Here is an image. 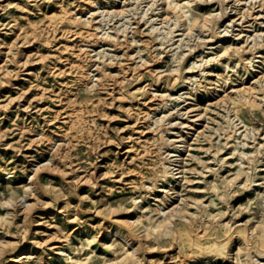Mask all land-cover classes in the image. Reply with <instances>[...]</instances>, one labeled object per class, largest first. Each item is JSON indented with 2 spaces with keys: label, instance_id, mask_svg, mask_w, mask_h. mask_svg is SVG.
Masks as SVG:
<instances>
[{
  "label": "bare ground",
  "instance_id": "1",
  "mask_svg": "<svg viewBox=\"0 0 264 264\" xmlns=\"http://www.w3.org/2000/svg\"><path fill=\"white\" fill-rule=\"evenodd\" d=\"M75 1L67 3L62 0H33L34 3H31V0H8L7 6L16 5L20 11V14L8 23L11 32H14L11 41L2 36L6 23L0 20V90L7 88L5 98L0 99V109L4 110V117L11 112L17 116L7 123L6 127L0 126V138L16 132L17 139H7L5 144L13 149L12 157L21 156L24 162L22 165L13 161V167L2 166L0 163V209H3L0 211V264H141L145 260L148 264H157L154 259H149L147 253L151 247L146 238L153 233L160 234V228H173L174 237L171 240L176 241L180 247L177 259L167 264H213L218 258L226 262L230 257L234 258L233 256H236V261L241 264H264V221L252 227L246 225L248 220L225 221L222 216L226 211H208L209 202L203 201L201 195L199 200H194L188 193H183L188 179L186 173L194 169L188 166L184 154L188 152L193 158L201 159L200 155L190 154L189 150L195 148L191 145L194 140L197 142L201 136L206 135L207 124L202 128L198 125L203 124L201 120H205L209 108L225 106L229 112H233L234 117L239 120V127L245 131L248 124L240 116L241 107L247 104L259 105L252 98L259 93L258 87L264 83V52L259 49L258 55L246 60L244 53L249 52L251 47L245 43L239 45L245 37L244 31L250 30L245 28L244 22L250 21L251 18L255 21L257 15L252 17L254 13L248 11L239 17H231L225 11L224 0H216L221 7L219 16L212 18L214 13L203 11L202 25L208 26L212 31L209 38H201L203 51L208 48V43L219 40L220 49L215 51V55L202 61L213 60L225 68L232 64L241 66L245 72L240 82L233 86L227 72H217L214 65L203 71V62L192 61L191 64L199 67L198 70L206 75L209 83L197 82L201 84L200 98L192 91H187L188 94H185V91L174 94L179 82L193 79L184 74L181 63L171 70L174 73L172 81L170 86L165 87L169 92L151 90L154 89L153 85H158L165 72L157 67L162 62L164 53L177 49L172 55L181 52L180 61H184L192 50L191 47H183L182 37L175 38L178 34L187 36L191 33V18L188 17L187 23L186 20L182 22L186 8L196 4L198 9L203 10L212 0H170L174 9L180 13L175 14V25L167 31L160 30V26L155 24L151 16L142 15L141 19H145L149 25V34L147 33L145 38L138 35L142 31L138 26L141 19L137 20L138 24L131 30V34L125 29H122V32L116 29L114 33L105 29L108 16H125L132 13L131 0ZM47 6L50 9L44 11L41 29L48 31L60 28L59 38L64 37L65 40L53 43L52 49H47L46 53L37 48L32 53L35 57L31 62L34 63L29 64L26 47L15 51L14 48L20 42L24 45L26 41L33 42L41 38V34L35 28L26 27L19 19L27 16L29 11L36 7ZM164 13L166 15L163 16L162 22H165V18H172L168 7ZM225 16H228L226 27L216 30L220 19ZM179 25L180 32L175 33V27ZM235 25L240 26V31L229 45H223V41L233 35ZM58 35L57 33L42 40L46 43L53 42ZM256 35L253 39L257 43ZM100 43L110 45V51L97 50L96 47ZM182 48L190 50L186 52ZM232 55L237 57L231 61L226 59ZM54 60H62L66 66L58 73H74V78L70 81V87L67 86L69 81L63 80L60 82L62 86H59L55 93H49L42 87L33 69L37 64L48 67ZM114 63L115 72L107 70V66ZM10 64H14L17 69L10 68ZM21 66H25V74L20 78ZM53 67L47 72L55 73ZM253 72L256 73L251 76L252 81L246 83L247 74ZM143 74L148 75L149 82L144 86L128 88L129 80H139ZM20 80H26L27 84L17 85ZM93 90L109 94L111 101L119 98V107L128 113V123L124 125L127 134L120 136L118 143L112 144L116 154L120 152V148H124L123 153L127 158L123 159L122 163L107 168L112 158L108 153L112 148L110 147L103 152L106 161L101 164L96 162L85 174L78 171L75 179H72L66 176L67 172L79 169L80 166L73 163L71 151L82 140L92 135L96 124L91 113L93 108L91 109L89 104L93 107L102 100L101 97L96 98V102L90 97L84 100L79 94ZM129 96H139L143 99L142 106L134 107L132 103L127 106L125 99ZM46 97L58 98L55 100L61 103L53 111V118L62 117V124L56 130H40L34 123L27 124L26 121L29 116L35 118L30 111L43 114L47 110L48 106L34 104L37 98L42 100ZM174 99L185 101L186 105L180 106L177 103L168 107L169 101ZM202 102H205V105ZM163 110L165 112L159 115ZM44 121L47 125L52 123L51 118H44ZM173 128L178 129L173 131ZM28 133L31 135L28 136ZM193 135L194 140L190 141ZM244 135L248 133L245 132ZM102 140L97 142V147L109 142L106 136L102 137ZM178 142L180 144H177ZM257 143L259 145L255 151L259 153L263 143ZM122 144L125 145L122 147ZM247 144L245 140L239 145L227 137L223 146L210 145L204 148V151H214L217 163L231 167L232 161L229 158L234 157L237 152L239 160H242L240 166L247 167L244 170L247 182H243L245 192L256 190L257 200L264 202V189L260 188L264 187V176L255 178L248 174L250 169L258 168V158L252 156L253 150L241 149ZM171 147L175 148L176 152L168 151ZM226 147H229V153L224 151ZM116 148L119 150H115ZM33 151H38L39 157L33 154ZM220 151L226 154L216 157V153ZM1 155L2 152L0 157ZM40 156H45V159L40 160ZM245 160L249 164L242 165ZM19 164L27 177L26 183L19 185L22 186L21 193H17L11 182L20 178L18 174L12 173ZM102 166H105V170L101 174L108 176L113 182L112 185L99 179L98 170ZM205 166L206 170L214 175L209 185L212 190L223 188L229 209L237 197H231L228 190L234 184L233 181L240 177L243 168H237L234 175L230 172L224 176L219 172V168L209 164ZM259 170H264V164ZM54 174L61 176V183L48 188L47 179ZM115 182H120L122 189H128V192L132 193L129 196L130 205L119 207L111 203L106 196V192H113ZM83 184L90 189H101L100 197L96 199V196H92L91 199L100 202L102 207L90 209L82 205ZM209 185L206 187L209 188ZM1 189L5 192L2 193ZM74 194H78L77 202L71 199ZM160 194L163 195L158 197ZM46 197H50V201H42ZM147 198H156L163 205L161 207L159 203L155 208L156 212L163 213L161 218H155L150 213L146 206ZM201 207L205 209L200 210ZM87 208L90 212L84 213ZM59 214L63 216L59 218ZM237 237L241 238L242 246L238 249H242L243 253L237 251L232 255L231 250ZM96 242L105 249L103 253H96L92 248ZM108 253L111 254L108 256ZM169 256L172 257V254ZM205 260L207 262H204Z\"/></svg>",
  "mask_w": 264,
  "mask_h": 264
},
{
  "label": "rangeland",
  "instance_id": "2",
  "mask_svg": "<svg viewBox=\"0 0 264 264\" xmlns=\"http://www.w3.org/2000/svg\"><path fill=\"white\" fill-rule=\"evenodd\" d=\"M8 0H3L0 1L2 6H0V20L5 24L3 28V33L2 36L6 38L8 41H11L14 35V32L10 29V24H8L14 16H17L20 14L19 8L16 7V5L13 6H7ZM63 2L71 3L73 0H62ZM81 2V0H76L75 2ZM31 3H34L33 0H31ZM195 3V2H194ZM224 7L225 11L228 15L237 16L239 17L241 14L244 12H252L254 13L252 17L256 16L258 17L255 21L254 19H250V21L244 22V26L247 29L250 30H245L244 34L245 37L244 39L239 42L240 44L245 43V45H249L250 50L249 52H245L244 56L246 57V60H250L254 55H258L259 49L264 52V0H224ZM51 4V3H50ZM131 6L133 7L132 13H129L128 15L125 16H108L106 18V23H105V29L110 31L111 33L115 31L116 29L121 30L125 29L126 31H130L129 34L133 33V31L137 26V20L142 18V15L146 14V16H151L154 18L155 24L160 26V30L162 31H167L170 27L175 25V14L180 13L179 11L177 12L174 7L172 2L170 0H131ZM170 11V15L172 18L167 19L165 18V22H162L163 16L166 15L164 11L167 9ZM50 9L49 6L43 7V8H35L34 10H30L27 16H22L20 17V21L24 22L26 27L28 28H35L36 30L40 31L41 38L35 39L33 42L26 41L24 45L19 43V45H16L14 48L15 50H19L21 48H25V51H28L29 57L28 61H30L29 64L34 63L31 62V59L35 57L32 53L38 48L40 51H44L45 53L47 52V49H52V45L55 42H59V40L64 41L65 38L60 36V28H54L50 30H42L41 27L43 26L42 19L44 15V11ZM187 12L184 13L182 22L186 23L189 22L187 19L188 17L191 18L190 22L192 23V29L191 33L186 35H181L178 34L176 35L175 38L177 37H182L183 40V47H191L192 50L190 54L186 56V59L184 61H180V53L178 52L174 55L175 50L171 49L168 51V53L163 54V60L160 62V64L157 66L158 69H163L165 72L161 76V80L159 81L158 85H153V88L151 91L152 92H160L163 90H166L165 87L166 85L170 86V82L172 81V76L173 72L171 71L174 66H176L178 63H181V66L183 67L184 74L187 76H190L193 79L188 80L187 82L181 81L179 84L176 86V89L174 90V94L177 95L180 92L185 91V94H188L187 91L196 93L195 96L201 98V93L200 92V87L201 84H209L206 79V75L201 73L199 71V67H196L195 64H191L192 61H196L197 63L203 62V65L201 68H203V71L209 70V68L214 65V68L217 72H224L228 73V77L230 80V84L233 86H236L240 80L241 77H243L245 70L241 66H233V64L229 68H225L223 65H221L219 62L211 60L210 62H205L202 61L203 59H207L210 56L215 55V51H218L220 49L219 41H215L212 43H208V48L204 50V47L201 45V38H209L212 34V31L209 29L208 26H203V18H204V12L203 11H208L212 12L215 15L212 16V18L219 16L221 12V7L216 0H212L209 2V4L206 5L205 9L200 10L196 7V4L194 6H189L186 8ZM187 17V18H186ZM227 17H222L219 21L218 27L216 30H222L226 27V22H227ZM185 18V19H184ZM253 23L252 25H250ZM249 24V25H246ZM140 31L138 35L142 37H147L149 32L148 31V24L145 19H141V22L138 24ZM181 25L175 27L176 32H180ZM228 27V26H227ZM230 27V26H229ZM233 35L231 37L226 38L223 41V45H229L233 41V37L240 31V26L235 25L234 26ZM42 31V32H41ZM211 31V32H210ZM59 34L58 35V40L54 38V41L52 42H44L42 39L52 37L54 34ZM114 33V32H113ZM146 33V34H145ZM148 33V34H147ZM257 34L256 41L253 39L254 35ZM53 39V38H52ZM51 39V40H52ZM72 39V38H69ZM245 39H248V41H244ZM56 40V41H55ZM110 45L108 44H103L100 43L96 48L97 50L100 51H110ZM32 49V50H31ZM184 49V48H182ZM31 50V51H29ZM180 50V49H179ZM190 49H184V51L189 52ZM137 51V48L133 50L135 53ZM113 52V50H111ZM147 54L144 55L146 57ZM155 57V54L153 55ZM237 55H232L231 58L227 60H232L236 58ZM255 57V56H254ZM62 60H54L53 63H50V66H44L42 67L40 64H37L34 67V71L38 75V80H40V84L42 87L46 88V91L49 93H55L54 91L58 90L59 86H62L61 83L63 80H68L69 83L67 84L68 87H70V81L71 79L74 78V73L66 74V73H58L61 71L62 68L66 67L63 65ZM55 66L53 67V65ZM115 66L116 64H110L107 66V70H112V72H115ZM192 66V67H189ZM55 70V73L50 74L47 72L48 70L52 69ZM10 68H15L14 64H10ZM17 68H15L16 70ZM139 69V68H138ZM263 69V68H262ZM137 70V69H136ZM186 71V72H185ZM188 71V72H187ZM20 73L21 77L24 76L25 74V66L20 67ZM256 73H248L247 77L245 78L246 83H250L252 81L251 76ZM261 74V73H260ZM258 74V75H260ZM196 81V82H195ZM61 82V83H60ZM147 82H149L148 75L143 74L142 78L139 80L131 79L128 81V88H136L140 86H144ZM197 82H200L201 84H197ZM27 81L26 80H20L17 85H26ZM75 85L76 84H72ZM160 87V88H158ZM261 87V88H260ZM65 88V87H64ZM7 88H4L0 90V99L5 98V93ZM39 90V88L37 89ZM16 91V90H14ZM169 92V90H166ZM259 93H257L255 96H253L252 99L255 100V102L259 105H243L240 109V116L242 119L245 120V122L248 124V128L246 130L248 131H242V127H239V120H237L234 117L233 112H229L225 106H211L207 112L205 120H201L203 124H199L200 128L204 126V124H207L205 134L204 136H201V138L195 142L194 140V135L191 136L192 138L190 141L194 140L191 145L194 146L195 148H192L189 150L190 154H197L201 156V159L193 158L194 156L189 155L187 153L184 154L186 156V161L189 167H194L193 170H190V172H187L186 175L188 177L187 181L185 182V189L183 190V193L187 195H191L189 197H193V199L199 200L200 195L202 196L203 201L209 204L207 207L208 211H226L225 214H223L222 217H224V220L227 221L231 219V221L238 219L241 222H245V220H248L246 225L248 227H252L254 224L259 223L260 221H264V202L263 201H258L257 197V191L256 190H251L249 192H245V187L243 186V182L246 181V174L244 170H246L247 167H241L240 162L242 160H239L238 153H234V157L229 158V160L232 161V166H228L227 164H223L221 162L215 161L214 159V151L211 153L204 151V148L209 147L210 145H215V146H223L224 141L229 137L231 139V142H236L239 145H242V143L246 140L247 145L245 147H241V149L247 150V151H254V155L256 158H258V168L250 169V172L248 174L250 177H255V178H260L264 176V170H259L260 166L264 164V98H263V93H264V83L263 85L258 87ZM81 97H84V100H87L89 97L91 100H95L98 97H101L102 100L99 102V104H96L92 107V105L89 107L92 109V114L95 117V126L93 133L90 137H87L85 140H82L75 148L72 149L71 155L74 160L73 163H78L80 168L72 171H68L66 176L72 179H75V174L79 171L82 174H85L88 172L89 169L92 168L93 165L97 162L98 164H101L102 162L106 161L105 156L103 155V152L107 150L108 148L112 147L108 153L112 156L109 164H107L108 167H112L115 164H120L123 162V159L127 158V155L123 153L124 148H120V152L116 154L113 152V149L115 148L112 146V144L118 143L120 140V136L126 135L127 134V129L124 126L126 123H128V113L124 108L119 107L121 102L119 101V98H115L113 101L110 99V95L106 94L105 92H101L99 90H93L90 92H81L79 94ZM118 95V94H117ZM33 96V94H32ZM31 96V97H32ZM58 98H50L46 97L42 100H37L34 101V104H39L43 106H48L47 110L44 111L43 114H37L35 112H32V115H35V118L33 119L32 117L29 116L27 118V124L34 123L33 125L37 126L40 128V130H45V131H51V130H56L57 127L62 124L60 118H53L55 116L54 110L60 106V102L55 100ZM189 100H192L191 98H188ZM143 99L138 97H133L129 96L127 99H125V103L127 106L132 103L133 106H142L141 101ZM204 100V98H202ZM96 102V100H95ZM169 106H174L175 104L179 103L181 105H186L185 101H180L177 99H174L172 101H169ZM91 103V102H90ZM193 104V101H192ZM203 105H205V102H202ZM163 112H159L158 114L161 115ZM5 112L3 109H0V126L6 127L7 123H9L12 119L17 118L15 113L11 112L7 116H5ZM30 114H27V116ZM175 116V115H174ZM44 118H51L52 123L50 125H47L46 122L44 121ZM175 120H181L180 118H175ZM178 128H173V131H177ZM186 128L184 127V130ZM193 131V130H192ZM247 132L248 135H244V133ZM191 134V133H190ZM28 136L31 135L30 133L27 134ZM106 136L109 140L107 143H103L101 146L97 147V142H102V137ZM170 136H173V134H170ZM246 137V138H244ZM12 141L17 139V134L16 132L9 133V135L4 136L3 138H0V152H2V155L0 157V163L2 166H7V167H13L14 163L13 161H17V163L24 164V162L21 160V156H15L12 157V154H14V151L11 147H8L5 144V141ZM259 141L260 143H263V145L260 147L262 149L261 152L257 153L255 151L256 147L259 145L257 143ZM177 144H180L178 142ZM125 144H122V147ZM256 145V146H255ZM212 146V147H213ZM229 147L224 148V151H228L226 153H229ZM240 148V146H238ZM119 150V149H115ZM168 151L171 153L176 152L175 148H168ZM31 153V152H30ZM225 153V154H226ZM33 154H36V156L40 155L38 151H33ZM222 151L216 153V157H221L225 155ZM39 157V156H38ZM247 157H245L246 159ZM40 160L45 159V156H40ZM215 161V162H214ZM22 162V163H21ZM72 163V164H73ZM249 164L246 160L245 162H242V165L244 164ZM19 166L12 172L15 175H19V179H14L11 180L12 185L15 187L17 190V193L22 192V186H19L21 183H26L27 177H26V172L24 171L23 167L21 165ZM205 164L212 165L216 168H219V172L222 175H226L227 173L233 172V175L235 174V171H237V168H243V170L240 173V177L235 179L233 182L234 184L230 187L228 190L229 194L232 195L231 197H237L236 200L233 202V205L228 209L227 202L225 200V197L223 194V188H219V190H212V186L210 184V180L213 179L214 175L211 174V171L206 170L207 167ZM105 166H102L98 170V174H100L99 179L104 182L108 183L109 185H112L113 182L112 180H109L110 178L104 174H101ZM13 170L12 168H10ZM230 169V170H228ZM208 180V182H206ZM250 180H248L249 183ZM220 182V181H219ZM247 182V181H246ZM61 183V176L58 174L52 175V177H49L47 179V187L50 188L53 185H58ZM207 184L209 185V188H207ZM235 184L237 186H235ZM170 186L169 184H167ZM83 190L81 194L84 195V199L82 200V205H85L86 207L90 209L94 208H100L102 207V204L100 202H94L91 197L96 196V199L100 197V193L102 192L101 189L98 188H89L85 184L82 185ZM122 184L120 182H115L113 185V192L108 193L106 192V196L109 198L111 203H114L115 205H118L119 207H123L125 205H130L131 200L129 196L132 194L128 192V189L125 190V188L122 189ZM262 190L264 189L263 186L260 187ZM1 192H5L4 189H1ZM163 194L158 195V197H161ZM155 196V195H153ZM78 194H74L72 196V200L74 202H77ZM148 202H146V206L148 209L151 211L155 218H161L163 216V213L160 214L156 212V206L160 202L156 200V198H147ZM42 201H50V197H46L42 199ZM215 202V203H214ZM211 203V204H210ZM235 203V204H234ZM161 204V203H160ZM61 205V204H59ZM161 207L163 205L161 204ZM86 209L84 213H89L90 210ZM195 209V208H194ZM205 208L201 207L200 210H204ZM3 209H0V211ZM63 214H59V218L62 217ZM173 229V228H172ZM171 228L168 230H163L162 228L158 229L160 234H151L150 237L146 238V242L148 243L149 247H151V250L148 254L149 259H154L157 264H167V263H172L177 259L178 256V250L180 247L178 246L179 244L176 241H172L171 239L174 237V232ZM1 234V232H0ZM160 237V238H159ZM115 238V237H113ZM242 246L241 243V238L237 237L234 240V246L233 249L231 250L232 255L236 253L237 251L240 253H243L242 249L239 251L238 247ZM92 248L96 251V253H103L105 249L100 246L99 243H95ZM111 253H108V256ZM172 254V257L169 255ZM234 258L230 257L226 262L218 258L213 264H241L236 261V256H233ZM243 257V255H242ZM201 263L203 260L200 261ZM204 262H207L206 260ZM141 264H148L147 260L142 261Z\"/></svg>",
  "mask_w": 264,
  "mask_h": 264
}]
</instances>
